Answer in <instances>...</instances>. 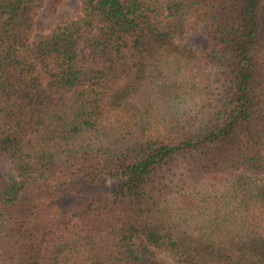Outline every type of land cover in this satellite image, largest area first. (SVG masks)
I'll use <instances>...</instances> for the list:
<instances>
[{
    "label": "trees",
    "instance_id": "16d2710c",
    "mask_svg": "<svg viewBox=\"0 0 264 264\" xmlns=\"http://www.w3.org/2000/svg\"><path fill=\"white\" fill-rule=\"evenodd\" d=\"M60 1L0 0V264H264V0H78L33 37Z\"/></svg>",
    "mask_w": 264,
    "mask_h": 264
},
{
    "label": "rangeland",
    "instance_id": "374dc122",
    "mask_svg": "<svg viewBox=\"0 0 264 264\" xmlns=\"http://www.w3.org/2000/svg\"><path fill=\"white\" fill-rule=\"evenodd\" d=\"M76 14H78V0H61L52 12L42 6L34 16L32 36L34 37L44 32L53 21ZM182 42L192 44L197 48H202L205 45L204 38L198 30L186 31ZM114 182L115 179L105 177L92 183L83 180L76 181L73 183L72 189H70L71 193L66 195L67 201L79 200L92 191L104 194L112 187ZM158 255L166 264H178L163 251L159 252ZM139 264H147L146 258L143 257Z\"/></svg>",
    "mask_w": 264,
    "mask_h": 264
}]
</instances>
